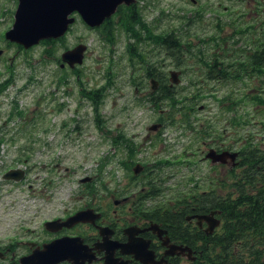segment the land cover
<instances>
[{
  "label": "flooded vegetation",
  "instance_id": "flooded-vegetation-1",
  "mask_svg": "<svg viewBox=\"0 0 264 264\" xmlns=\"http://www.w3.org/2000/svg\"><path fill=\"white\" fill-rule=\"evenodd\" d=\"M192 1L196 14L172 31L161 5L154 4L150 12L151 0H135L120 4L95 27L75 11L65 35L50 39L53 84L62 83L65 91L76 87L81 98L92 89L85 78L99 74L100 89L109 93L117 88L120 73L128 71V102L119 110L128 122L117 123L113 139L122 171L91 175L80 198L52 217L58 223L47 227L36 214L16 233L0 236V264H205L203 246L224 228L222 209L239 192L264 186V106L253 100L264 97V0H237L252 5L237 20L215 17V25L199 11L214 8ZM234 22L241 26L237 43L220 36ZM134 27L144 35L132 32ZM88 33L94 35L91 41ZM120 35L128 37L121 56L116 50ZM168 41L181 50L170 55ZM78 45L85 46L83 63L63 61V53ZM98 49L99 61L89 64ZM132 49L141 56L131 58ZM214 88H230L225 95L241 98L240 113L231 114L225 102L214 115ZM169 128L173 137H167ZM232 153H237L234 160ZM215 155L223 156L214 161ZM88 209L94 212L86 221L63 224ZM212 212L220 223L208 231L206 218ZM226 231L222 238L228 241L230 225ZM71 238L84 246L75 260L54 261L56 252L46 254L48 245ZM126 243L131 244L122 247Z\"/></svg>",
  "mask_w": 264,
  "mask_h": 264
},
{
  "label": "rangeland",
  "instance_id": "rangeland-1",
  "mask_svg": "<svg viewBox=\"0 0 264 264\" xmlns=\"http://www.w3.org/2000/svg\"><path fill=\"white\" fill-rule=\"evenodd\" d=\"M151 1L150 12L154 11V4L161 5L166 10L168 31L182 26L180 16L188 19L197 11L192 0ZM202 1L204 5L210 4L214 9L217 8V11L199 10L206 18H210L214 25L215 17L223 16V21L226 22L234 18L237 20L243 16L245 7L252 5V2L246 4L237 0ZM219 2L222 7H217ZM17 4V0H0V49L3 50L0 55V70L6 74L1 78L9 73L10 69L6 67L11 59L14 61L15 70L14 83L0 96V236L16 233L20 225L35 214H38L37 222L51 218L64 203H73L74 196L80 198L84 187L80 182L81 178L93 175L101 169L104 172H121L112 140L117 132V123L128 122L127 116H119L120 106L128 102V71L120 73L117 88L109 92L102 111L106 123L104 129L98 128L87 101L84 100L80 105L82 98L76 87L65 91L64 86L53 84L51 73L56 64L51 63L48 44L40 43L29 49H20L17 44L3 38V33L14 22ZM224 7L228 8L226 15ZM152 16L150 13L147 19ZM230 33L232 29L228 26L223 34ZM93 36L88 33L89 41ZM72 37L70 36L68 41ZM127 40L128 37L120 35L116 48L118 55L123 54ZM230 42H233L232 38ZM60 52L56 51L58 55ZM100 53L101 50L98 49L95 57L88 63L96 64ZM190 55L189 53L188 56ZM85 79L87 86L91 88L102 83L99 74ZM229 90L230 88H224V91L216 92L218 88H214L215 96H218L210 99L214 115L217 114V108L223 105L221 100ZM59 103H65L62 111H58ZM248 104L252 108L255 106ZM14 107L24 110V114L12 117ZM142 111L144 109L139 112ZM240 111L241 106L238 105L231 114H239ZM125 132L129 131L126 129ZM171 134H174V130L169 128L167 137ZM2 138L4 140H1ZM150 151L154 152V148ZM108 157L111 158L110 161L101 168L102 160ZM12 168L26 169L24 179H5L3 174Z\"/></svg>",
  "mask_w": 264,
  "mask_h": 264
},
{
  "label": "water",
  "instance_id": "water-1",
  "mask_svg": "<svg viewBox=\"0 0 264 264\" xmlns=\"http://www.w3.org/2000/svg\"><path fill=\"white\" fill-rule=\"evenodd\" d=\"M135 0H18V6L14 14V22L10 29L5 32V38L14 43L21 44L28 49L39 44L42 40L58 38L63 36L69 26L74 22L71 14L78 11L83 19L92 27L102 23L105 17L112 15L120 4L130 5ZM85 46L78 45L74 49L63 53V61H70L81 64L84 59ZM2 50H0V54ZM178 73V72H176ZM175 72L172 73V78ZM227 155V154H226ZM237 153H232L233 160ZM223 155H215V160ZM6 179L21 180L24 171L19 169L9 170L4 174ZM90 178L82 179V182L89 181ZM94 212L92 209L79 211L67 219L63 224L71 225L78 221H86L88 215ZM216 212L208 215L206 220L209 223L208 231H212L220 223V219L215 217ZM202 219L201 217H199ZM59 220L48 221L46 226L54 225ZM61 224V225H63ZM80 239H60L47 246V255L56 252L54 261H59L65 257L75 260L82 247ZM131 243L123 244L122 247H129ZM147 246V245H146ZM145 250V249H143ZM58 251V252H57ZM137 251H141L138 249ZM140 253V252H139ZM141 260L145 261V254L140 253ZM154 264H161L155 262Z\"/></svg>",
  "mask_w": 264,
  "mask_h": 264
},
{
  "label": "trees",
  "instance_id": "trees-1",
  "mask_svg": "<svg viewBox=\"0 0 264 264\" xmlns=\"http://www.w3.org/2000/svg\"><path fill=\"white\" fill-rule=\"evenodd\" d=\"M196 21V19L191 18ZM233 20H236L235 18ZM179 21L182 26H185L188 19L185 17H179ZM134 22V19H133ZM231 27L232 33L224 35L228 39H233L234 43L239 42L240 24L237 22L227 23ZM146 28V24L142 25ZM222 27H225L223 25ZM137 30L138 33L143 36L142 31H139L136 27L132 30ZM223 34L220 31V36ZM223 35L221 38L224 37ZM50 40L42 41L43 44H49ZM167 50L170 55H173L176 51L181 49L175 48L172 44L176 42L168 41ZM178 45V44H177ZM20 49H23L21 45H17ZM131 58L141 53L135 50H130ZM9 60L7 69H10L7 76L0 70V96L3 95L7 89L15 81V70L13 63ZM86 97L93 103L95 115H100V105L103 97H107L108 94L102 92L100 88H94L90 91H85ZM251 100V99H250ZM254 102L263 104L264 97L256 99L253 97ZM222 102H229L230 107L233 109L238 105H241L242 99L232 95H227L222 99ZM176 105V104H175ZM24 114V111L20 112V116ZM14 114L12 113V117ZM125 147L129 148V145ZM108 163V162H105ZM262 182L264 183V173H262ZM256 183V180H254ZM89 186V185H88ZM231 206L222 209V215L224 219L223 226L219 238H214L213 241L206 243L203 246V254L206 260L205 264H264V186L258 187L255 191L239 192L236 199L230 202ZM153 212V211H150ZM230 220V223H228ZM230 225V233L232 239L226 241L222 236L227 234L226 228ZM202 264V263H200Z\"/></svg>",
  "mask_w": 264,
  "mask_h": 264
},
{
  "label": "bare ground",
  "instance_id": "bare-ground-1",
  "mask_svg": "<svg viewBox=\"0 0 264 264\" xmlns=\"http://www.w3.org/2000/svg\"><path fill=\"white\" fill-rule=\"evenodd\" d=\"M121 27V26H120ZM137 31V30H136ZM113 35V34H112ZM108 38V37H107ZM111 38V37H110ZM113 38V37H112ZM115 39V38H114ZM113 39V40H114ZM109 40V39H108ZM115 42V41H114ZM115 45V44H114ZM240 62V61H239ZM236 63V62H235ZM244 65V64H243ZM243 65H242V67H243ZM240 67V66H239ZM238 69V68H237ZM227 72V71H226ZM263 72V71H262ZM220 73V72H219ZM250 76V75H249ZM241 77V76H240ZM256 77V76H255ZM207 83V82H206ZM207 85V84H206ZM207 226V225H206Z\"/></svg>",
  "mask_w": 264,
  "mask_h": 264
}]
</instances>
